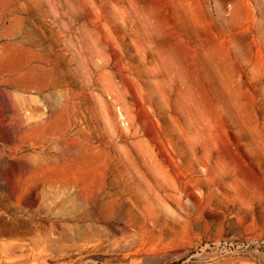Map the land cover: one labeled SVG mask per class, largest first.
<instances>
[{
	"label": "rangeland",
	"instance_id": "1",
	"mask_svg": "<svg viewBox=\"0 0 264 264\" xmlns=\"http://www.w3.org/2000/svg\"><path fill=\"white\" fill-rule=\"evenodd\" d=\"M0 264H264V0H0Z\"/></svg>",
	"mask_w": 264,
	"mask_h": 264
}]
</instances>
